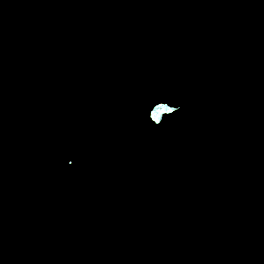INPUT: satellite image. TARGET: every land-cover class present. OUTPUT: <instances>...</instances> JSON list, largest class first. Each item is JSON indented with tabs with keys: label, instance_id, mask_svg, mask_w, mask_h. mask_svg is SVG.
Listing matches in <instances>:
<instances>
[{
	"label": "water",
	"instance_id": "obj_1",
	"mask_svg": "<svg viewBox=\"0 0 264 264\" xmlns=\"http://www.w3.org/2000/svg\"><path fill=\"white\" fill-rule=\"evenodd\" d=\"M0 264H264V0H0Z\"/></svg>",
	"mask_w": 264,
	"mask_h": 264
}]
</instances>
